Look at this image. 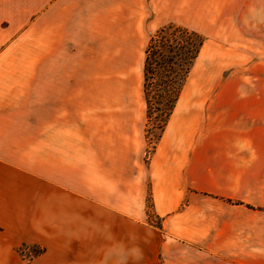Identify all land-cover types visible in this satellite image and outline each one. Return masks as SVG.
<instances>
[{"label":"crops","instance_id":"0c3cea01","mask_svg":"<svg viewBox=\"0 0 264 264\" xmlns=\"http://www.w3.org/2000/svg\"><path fill=\"white\" fill-rule=\"evenodd\" d=\"M165 5L0 0V223L45 247L40 264H264V100L185 90L205 40L148 146L143 76H127Z\"/></svg>","mask_w":264,"mask_h":264},{"label":"rangeland","instance_id":"374dc122","mask_svg":"<svg viewBox=\"0 0 264 264\" xmlns=\"http://www.w3.org/2000/svg\"><path fill=\"white\" fill-rule=\"evenodd\" d=\"M165 3L164 10L161 13L154 11L152 16L160 14L162 20L166 21L160 25L153 20L150 24L146 22L143 50L148 40L152 41L149 47L153 46L160 51H163L162 45L176 43L171 38L178 39L179 34L169 36L168 32L166 35L158 32L163 26L171 25L178 30L194 31L205 38V45L187 77L185 90L193 87L195 96L205 100H264V0H165ZM175 52L173 49V54ZM156 59L155 73L159 76L162 68L157 52ZM135 62V73L127 76L134 82L133 89L139 87L142 79L141 59ZM158 84L156 79L152 82L150 98L156 101L172 100L170 95L157 89ZM169 106L154 103L150 108V118L146 112L144 132L148 146H152L157 139L164 113ZM146 205L151 212L149 195ZM150 217L156 222L152 212ZM2 225L0 223V264H40L39 259H45L43 245L24 241L9 243L10 236L3 234ZM167 254L165 251H159L157 255L152 251H103V264H165ZM179 254L174 251L172 255H176L177 259ZM172 264H175L174 259Z\"/></svg>","mask_w":264,"mask_h":264},{"label":"trees","instance_id":"16d2710c","mask_svg":"<svg viewBox=\"0 0 264 264\" xmlns=\"http://www.w3.org/2000/svg\"><path fill=\"white\" fill-rule=\"evenodd\" d=\"M162 34L169 33V36L179 34L178 39H173L176 43L172 45L171 42H168L166 45H162L163 51L155 49V47H149V44L152 41H147L144 49V60L142 67V90L144 99L146 102V112L147 117L150 118V108L154 103L157 104H168L170 105L168 110L164 113L163 122L160 126V131L157 135V138L161 135L163 127L174 107L175 101L179 95L182 84L184 83L187 74L190 70L192 63L197 57L205 38L200 36L194 31L178 30L176 27L171 25L163 26L159 28L158 32ZM165 38V36H164ZM166 39V38H165ZM173 49L176 52L173 54ZM157 50V51H156ZM160 51V52H159ZM156 52L158 54V62L162 68L159 76L156 75ZM171 53V55H170ZM175 56V57H173ZM156 77V78H155ZM156 79V82L159 83L157 89L164 91L167 95H170L172 100L163 99L161 101H156L150 98V89L152 87V82Z\"/></svg>","mask_w":264,"mask_h":264}]
</instances>
